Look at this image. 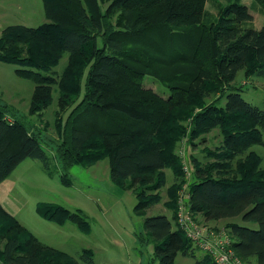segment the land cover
I'll list each match as a JSON object with an SVG mask.
<instances>
[{"label": "trees", "instance_id": "16d2710c", "mask_svg": "<svg viewBox=\"0 0 264 264\" xmlns=\"http://www.w3.org/2000/svg\"><path fill=\"white\" fill-rule=\"evenodd\" d=\"M256 1L264 7V0ZM103 2V7L89 9L83 0H42L48 21L34 27L10 24L0 32V61L16 65L15 73L34 83L29 114H39L51 102V77L41 73L51 71L64 53L70 56L69 65L75 57L81 58V97L79 88L68 91L59 82L61 110L55 112V123L62 141L53 145L63 169L60 180L70 184L67 170L72 165L89 166L107 158L110 180L135 193L133 212L143 217L145 232L135 235L140 243H152L151 264H173L178 254L194 257L195 264H216L207 253L195 257L192 241L175 220L184 180L182 160L172 153L177 122L209 94L201 87L206 79L216 85H210L212 91L217 88L223 93L225 102H211L196 114V125L202 132L218 127L224 146L222 153L215 154V162L194 167L190 209L196 220L201 214L205 220L239 216L244 222L256 223L253 228L230 221L225 229L234 252L245 264L251 259L264 264V170L254 151L244 155L251 145L264 146V109L246 101L229 84L250 60L264 67V21L259 29L239 25L252 18L239 3L221 9L216 21L205 22L206 0ZM116 12L117 27L111 22ZM152 66L163 69L149 70ZM172 67L174 71L168 75ZM146 73L168 83V99L137 95L145 93L138 85ZM71 101L75 104L63 118L62 111ZM4 113L0 109V182L26 158L41 160L52 175L41 141ZM88 124L93 127L87 128ZM170 131L173 137L168 141ZM90 132L97 141H89ZM165 168L174 174L167 189L170 202L166 203L172 213L170 217L146 216V210L160 199L157 193L147 195L145 188L160 190L166 181ZM35 209L41 218L60 225L69 221L83 233L90 232V222L80 209L45 202H38ZM0 262L93 264V251L84 248L75 257L41 242L0 204Z\"/></svg>", "mask_w": 264, "mask_h": 264}, {"label": "rangeland", "instance_id": "374dc122", "mask_svg": "<svg viewBox=\"0 0 264 264\" xmlns=\"http://www.w3.org/2000/svg\"><path fill=\"white\" fill-rule=\"evenodd\" d=\"M83 2L89 9L96 5L101 7L105 5L103 0H83ZM230 3L244 5L252 16L250 20L241 21L239 25L256 29L261 27L264 21V7L256 0H206L204 7L207 13L204 21H216L220 16V10L228 7ZM0 10H4L3 13H5L4 15L0 13V28L10 24L34 27L48 21L43 11L42 0H0ZM117 16L118 12L111 19L112 26L117 27L119 23ZM69 59V54L64 53L51 71L46 74L41 73L47 78L51 77L48 80L51 89V102L39 114L28 113L34 83L29 79L19 77L14 71L17 68L16 65L0 61V109L6 112L4 115L9 121L23 123L26 129L41 141L49 155L51 169L54 171L52 175H49L42 167L41 160L37 158L22 160L0 182V204L7 208L6 210L22 225L29 228L41 242L65 250L75 257H79L85 247L93 246L98 264H149V262L151 264L152 243L139 244L133 234L134 231L145 233L142 230L143 217L136 216L132 209L136 202L135 193L131 189L128 191L120 189L110 180L107 158H102L89 166H70L67 170V179L70 184H63L59 178L63 169L61 170L60 163L55 157V145H53L55 141H62L55 123L57 117L55 112L61 110L58 105L60 101L58 97L59 82L61 80L68 91L79 88L80 97L84 90V74L82 79L79 72L81 58L75 57L71 65H69ZM130 64L136 66L133 62ZM152 67L149 70L154 69L155 72L158 69V71L163 69L157 66ZM67 68L68 72L65 73ZM173 69L174 67L168 69L171 71L168 75L174 71ZM203 82L204 85L201 84V87L209 94L204 95L201 105L197 106L194 111L188 112L185 119L178 118L179 128H177L178 134L175 136L177 142L172 150L173 155L175 152L177 157L185 160L190 167V176L186 179L189 184L192 181L194 167L203 168L207 163L215 162V154L222 153L224 146L223 136L218 127L202 132L196 125V114H201L211 102L216 100L218 105H223L225 102V99L221 97L222 92H219L217 88L214 89L215 91L211 90L210 85L216 86L215 84L206 79ZM166 83L153 74L146 73L138 85L139 89L145 93H137V95L149 93L151 96L166 100L170 97L171 92ZM229 84L231 88L240 90L241 96L246 101L264 109L263 66L250 60L246 67L238 70L234 80ZM74 101L69 102L68 107L62 111L63 118L75 104ZM90 127H93V124L87 125V128L90 129ZM171 137H173V132L170 131L167 140L169 141ZM97 140L95 133L90 132L89 141ZM250 151H254L260 157L259 167L264 170V146L251 145L244 155ZM236 159L237 157L233 158V163L236 162ZM164 173L166 181L160 190L152 191L147 186L145 188L147 195H156L157 193L160 199L158 203L146 210V216L164 214L170 217L172 213L166 203L170 202L167 189L171 187L174 174L169 168H165ZM213 175H216V171H213ZM183 177V181H185L184 173ZM126 182L129 183V180ZM144 186L141 185V188ZM138 187L139 185L135 189ZM130 192L133 195H130ZM38 202L61 204L71 210L82 209L90 222L92 233L85 234L71 223L61 227L39 217L35 211ZM197 218L202 220L205 226L216 228H225V225L230 221H236L253 228L257 227L256 223L244 222L239 216L205 220L201 214H198ZM203 253V250L194 247L195 257H199ZM107 254L113 258L110 263H106L109 260L106 259ZM174 264H195V258L178 254ZM250 264H255V261L251 259Z\"/></svg>", "mask_w": 264, "mask_h": 264}, {"label": "built area", "instance_id": "2783aa9c", "mask_svg": "<svg viewBox=\"0 0 264 264\" xmlns=\"http://www.w3.org/2000/svg\"><path fill=\"white\" fill-rule=\"evenodd\" d=\"M185 181L182 182L176 203V224L198 247L209 254L216 264H245L234 252L231 237L225 228L205 226L201 220H196L191 212V193L189 183L190 167L182 160Z\"/></svg>", "mask_w": 264, "mask_h": 264}, {"label": "crops", "instance_id": "0c3cea01", "mask_svg": "<svg viewBox=\"0 0 264 264\" xmlns=\"http://www.w3.org/2000/svg\"><path fill=\"white\" fill-rule=\"evenodd\" d=\"M4 12V10H0V13H3ZM5 13H3L2 15H4ZM5 27V26H4ZM4 27H1L0 28V32H1V30L4 28ZM126 191H128V190H126ZM130 195H133L131 192H130ZM134 197H135V195H134ZM135 199H136V197H135ZM136 201V200H135ZM136 203V202H135ZM135 205V204H134ZM134 205H133V207H134ZM3 206V205H2ZM4 207V206H3ZM36 207V206H35ZM133 207H132V209H133ZM5 208V207H4ZM5 209H7V208H5ZM75 209H80V208H75ZM80 210H82V209H80ZM36 211V210H35ZM83 211V210H82ZM84 212V211H83ZM37 213V212H36ZM84 214H85V212H84ZM86 215V214H85ZM137 216V215H136ZM40 217V216H39ZM44 219V218H43ZM18 220V219H17ZM46 220V219H45ZM47 221H49V220H47ZM50 222H52V223H54V224H56V225H59V226H61V227H63V226H65V224H67V223H71V222H69V221H67V222H65L64 224H57V223H55V222H53V221H50ZM71 224H73V223H71ZM26 227V226H25ZM76 227V226H75ZM27 228V227H26ZM77 228V227H76ZM28 230H29V228H27ZM78 229V228H77ZM92 229L90 228V231H91ZM30 231V230H29ZM31 232V231H30ZM33 233V232H32ZM89 233H92V231L91 232H89ZM89 233H85V234H89ZM135 233H137L136 231H134V236H135V238H136V241L139 243V244H141L139 241H138V239H137V237H136V235H135ZM34 234V233H33ZM34 236L37 238V236L34 234ZM38 239V238H37ZM39 240V239H38ZM114 240L117 242V239L114 237ZM93 246H88V247H85V248H87V249H91L92 251H93V264H98L97 263V260H96V255H95V251H94V249L92 248ZM55 248H57V247H55ZM59 249V248H58ZM60 250H62V249H60ZM65 251V250H64ZM67 252V251H66ZM69 253V252H68ZM152 254H153V252H152ZM72 255V254H71ZM152 256L153 255H151V259H152ZM106 259H109V260H107V262L106 263H110L111 261H112V259L113 258H111L110 257V255L109 254H107V256H106ZM252 260H254V259H252ZM152 261V260H151ZM255 261V260H254ZM0 264H2L1 262H0ZM149 264H150V262H149ZM154 264H155V262H154ZM174 264V263H173Z\"/></svg>", "mask_w": 264, "mask_h": 264}]
</instances>
